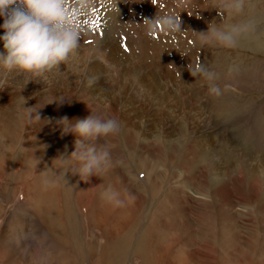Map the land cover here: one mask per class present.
I'll return each mask as SVG.
<instances>
[{
    "label": "rangeland",
    "instance_id": "1",
    "mask_svg": "<svg viewBox=\"0 0 264 264\" xmlns=\"http://www.w3.org/2000/svg\"><path fill=\"white\" fill-rule=\"evenodd\" d=\"M131 1V13L121 10L110 22L119 58L125 59L116 58L110 71L100 64L103 83L78 97L76 82L68 79L66 89L47 91L64 94L72 87L73 96L65 95L59 106L45 104L53 97L25 98L26 89L18 91L16 83L21 75L13 76L15 88L13 77L2 88L0 264H264V0H250L259 41L245 40L234 49L202 48L190 31L161 36L155 31L158 51L151 59L138 45L132 49L129 29L144 30V18L168 12L175 0ZM206 3L188 0L178 15L182 31H204L209 21L220 22L215 9H203ZM74 17L85 48L77 67L85 72L87 54L95 60L90 42L104 44L109 37L103 29L92 34ZM168 60L173 61L168 77L147 70L145 82L150 73L168 78L148 90L144 69ZM187 65L217 72L221 95L210 96L200 80L190 77ZM12 92L25 98L23 107L38 108L32 115L40 113L50 123L27 124L19 96L4 97ZM162 99L174 104L162 109ZM89 109L121 124L118 136L97 142L110 149L113 167L87 182L65 173L67 186L45 189L41 179L52 159L74 148V136H61L51 121L83 119ZM51 167L55 170V162ZM108 186L120 193L123 207L102 198Z\"/></svg>",
    "mask_w": 264,
    "mask_h": 264
},
{
    "label": "clouds",
    "instance_id": "2",
    "mask_svg": "<svg viewBox=\"0 0 264 264\" xmlns=\"http://www.w3.org/2000/svg\"><path fill=\"white\" fill-rule=\"evenodd\" d=\"M92 3L93 0H73V11H70L65 0H0V88L9 84L14 75L23 77L18 91L29 81L44 84L49 73L59 71L61 65H66L76 57L81 32L74 25L73 17L76 14H87ZM187 3L188 0H175L172 10L156 11L152 18H144L142 26L145 32L158 30L177 35L190 31L193 42L202 48L234 49L245 40L259 41L258 21L252 14L253 5L250 0H207L203 9H215L221 19L219 23L209 21L206 30L198 32L181 30L178 14L185 12ZM246 12V18L233 22L234 18L245 16ZM187 71L206 86L210 96L221 95L217 72L204 66L188 65ZM232 71L230 67L228 73L231 74ZM19 98L22 101L20 106L23 119L27 124L44 120L50 123L47 118L41 120L38 113L32 115L38 108L23 107L25 98ZM54 102L59 106L64 100L61 98L57 102L53 98L45 104ZM51 123L59 129L61 136H74V148L70 154L60 152L52 159L51 165L55 162V170L50 165L41 179L45 189L55 188L60 184L67 186L65 173L77 174L80 181L87 182L90 176L99 177L113 167L110 149L97 142L120 134L121 124L115 116L93 114L89 109V115L83 119L69 120L67 117H60ZM66 148L67 146L65 151ZM33 159L36 166L39 161ZM101 196L113 207L124 206L125 200L111 186L105 188ZM126 196L129 202L134 200V196Z\"/></svg>",
    "mask_w": 264,
    "mask_h": 264
},
{
    "label": "bare ground",
    "instance_id": "3",
    "mask_svg": "<svg viewBox=\"0 0 264 264\" xmlns=\"http://www.w3.org/2000/svg\"><path fill=\"white\" fill-rule=\"evenodd\" d=\"M124 2H125V4H124ZM65 3L67 6L68 2H66V0H65ZM134 3H135V1H131V0H93L92 7L88 10L87 14H81L82 18L80 16L79 17L76 16L77 18H75V17L74 18L76 20L85 21L89 31L92 34H96L97 32H100V31L102 32V29L104 30V32L105 31L107 32L106 34L108 35L109 39L106 40L105 42H103L104 44H100L97 42H90L92 44V48L90 47L91 49L88 52L90 55H92L93 58H95L96 61L91 60L87 54L86 60L89 64L90 68L87 71L82 72V69L77 67V60H79L85 54L84 42H79L78 54L76 55V57L71 59L66 65H64V66L61 65L59 71L54 70L52 73H49L44 84L42 82L29 81L27 84H25L23 86L26 89V93H27V94H25V98H26V96H28L29 98H34V99L39 98L40 99V98H42V96H46L48 98L53 97L55 99L56 98L61 99L65 95L73 96V94H70L72 87H71L70 91H68L67 93H64V94H52V93L47 92V91L52 90V89H60V88L66 89L67 88L66 81L68 79L70 81H72V83L76 82L77 94L75 96H78V97L81 96L83 93H85V90H87L91 87H95L99 83H103V77L99 71L100 64H105L107 70L110 71L113 67L112 65H114V66L116 65V58L118 59L117 61L119 63L121 62V60L124 61V59H125V58L122 59L124 56L119 58V56H121V55L119 54L120 51L118 52L119 47L117 49V42L113 39V37L111 35L110 29H112V25L110 22L114 23L118 19V16L120 14H122L120 12L121 10H123V12H125V13H127V15H129L132 11V7H133ZM68 7H69L70 11H73V9L71 8V5ZM173 7L174 6H170L168 8V11L172 10ZM178 18H180V17H178ZM0 22H2V21H0ZM155 31L157 32V34L159 36H161L163 34V33L159 32L158 30H153L152 32H155ZM114 32H119L122 35L126 36V32L120 27H114ZM151 33H146L145 30H139L135 25H131V27L129 29V38H130V44H131L132 49H136V45H138V51L150 59L152 57H154V55L158 51V45L156 44V39H154L151 36ZM148 35H150L152 37V40L149 39V40H151L150 43H149V40L147 39V38H149ZM132 51H133V55L136 56V51L135 50H132ZM98 59H100V61H97ZM128 62H130V61H128ZM159 66H160V68L149 67L146 70L144 69V72L142 73L143 83L148 90H151L153 88L154 84L157 85L158 83H161V81H165V82L167 81L168 78H166V77H168V75H167L168 69L171 66H173V61L168 60L167 63L159 64ZM128 68H129V66H128ZM148 69L153 70V71L159 70L161 72H164L166 77H164L162 74H159L158 72L157 73L155 72L156 74L150 73L149 79H147V81L145 82V74H147ZM127 70H124L123 73L126 74ZM128 71L131 72L130 70H128ZM139 71L141 72L143 70H139ZM190 77H192V76H190ZM13 83H12V85H13L12 88L13 87L15 88V78H14ZM16 83L18 84L19 82L17 81ZM10 86H11V84H10ZM18 86H19V84H18ZM105 87L109 88L110 85L105 84ZM4 88H5V86H4ZM8 88L9 87H6V91ZM44 89H46V90H44ZM32 90H33V97H31V95H30V94H32ZM1 91H2V88H0V98H3L1 96ZM10 92H11V89H10ZM17 94L18 93L12 92V94L6 95L4 97L9 98V99L16 98L18 96ZM11 101L14 102V100H11ZM34 102H35V100H34ZM161 102H162V104H161L160 108H162V109L164 107H166L167 105L174 104V101L172 99H162ZM27 103H28V101H27ZM40 103H43V102H40ZM25 106H26V104H25ZM39 106H40V104H39ZM44 110H45V108H44ZM154 114H155V112H154ZM3 117H5V116H3ZM155 117H156V115H155ZM1 120H3V119H1ZM44 121H46V120H44ZM4 123L5 122H3V124ZM171 196H173V195H171ZM66 263L67 262H65V264ZM46 264H49V262H47Z\"/></svg>",
    "mask_w": 264,
    "mask_h": 264
},
{
    "label": "snow or ice",
    "instance_id": "4",
    "mask_svg": "<svg viewBox=\"0 0 264 264\" xmlns=\"http://www.w3.org/2000/svg\"><path fill=\"white\" fill-rule=\"evenodd\" d=\"M125 51H127V49L125 48Z\"/></svg>",
    "mask_w": 264,
    "mask_h": 264
}]
</instances>
